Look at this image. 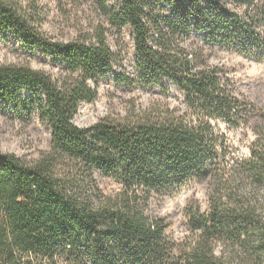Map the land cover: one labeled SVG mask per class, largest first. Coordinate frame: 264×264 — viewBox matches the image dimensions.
<instances>
[{"label": "trees", "instance_id": "16d2710c", "mask_svg": "<svg viewBox=\"0 0 264 264\" xmlns=\"http://www.w3.org/2000/svg\"><path fill=\"white\" fill-rule=\"evenodd\" d=\"M92 1L103 23L87 41L61 43L0 0V36L60 60L68 74L0 66V114L37 118L51 134L37 160L0 153V264H264V104L239 97L200 45L264 59V2ZM124 29L134 75L108 42ZM117 66L116 85L169 83L186 110L75 125ZM101 179L118 191L105 194ZM192 182L207 183L206 205L187 206V234L176 240L154 198Z\"/></svg>", "mask_w": 264, "mask_h": 264}, {"label": "rangeland", "instance_id": "374dc122", "mask_svg": "<svg viewBox=\"0 0 264 264\" xmlns=\"http://www.w3.org/2000/svg\"><path fill=\"white\" fill-rule=\"evenodd\" d=\"M3 1L31 16L35 20V27L41 33L61 43L89 40L93 29L104 21L92 0L88 2L77 0ZM108 42L119 56L121 62L119 68H124L122 70L134 75L132 65L135 51L130 30L124 29L121 35H117L112 30L108 35ZM200 45L204 48L207 63L220 69L223 78L227 77L231 81L239 97L248 99L257 107L264 104V59L258 60L221 47L202 43ZM1 65L27 66L48 74L54 80H62L68 75L60 60L41 50L24 46L19 39L10 34L0 36ZM119 68L117 66L114 74H110L105 81L100 82L98 97L93 103H84L80 106L74 119L75 125L87 128L103 119L129 123L149 114L157 115L166 109L186 110L183 93L169 83H165L168 88L166 90L159 86L130 88L116 85L115 74L122 73ZM232 137L234 138V134ZM234 139L237 140L236 137ZM50 143V130L37 118L28 122L11 114H0V153L14 154L31 162L39 159L42 154L48 153ZM244 150L247 152V149ZM100 186L107 195H113L118 191L116 184L110 179H101ZM206 193V182H192L154 198L152 210L154 214L166 219L170 237L180 240L187 234L186 208L192 203L205 206Z\"/></svg>", "mask_w": 264, "mask_h": 264}]
</instances>
